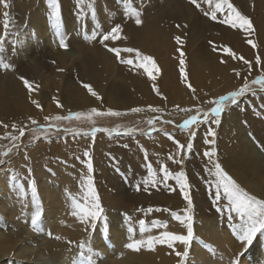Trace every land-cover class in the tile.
<instances>
[{
	"label": "rangeland",
	"instance_id": "obj_1",
	"mask_svg": "<svg viewBox=\"0 0 264 264\" xmlns=\"http://www.w3.org/2000/svg\"><path fill=\"white\" fill-rule=\"evenodd\" d=\"M37 1L38 4L36 1L33 2V0H2V3H0V38L4 40V51L0 53V59L4 61V64L8 65L7 68L0 66V86L3 83L7 85L10 78H14L19 75L18 73L21 72L20 68L27 70L32 66V62L29 65V63L26 62L27 60L24 59L26 54L28 56V52L26 50L27 48L25 49V41L29 40L31 37L34 38L33 35L36 33L34 29L29 30L27 28L29 19L27 17L31 11L41 8L42 11H44V21L49 24L47 16L45 15L47 13V3L45 0ZM73 1L76 2V0H71L72 4ZM178 1H182V3ZM156 2L159 3L160 1L156 0ZM169 3H171V1ZM186 3L190 4L189 0H172L171 8L173 10L175 9V11L178 10L179 16L177 17L178 20L180 19V22H187L189 27V24L192 21L197 26L198 31L203 35L202 37L201 34H196L193 37V42L191 44L187 43V45L184 42V45H182V50L186 53L185 59L188 83L196 89V92L193 94V92L187 87V84L181 83V80H179L180 76L177 68L179 60H176V67L172 66L175 65L173 63V61H175V57L178 58L177 56L179 55L178 53H176L177 55L174 54L177 47H171L168 52L163 45L152 43L150 48L146 50L147 52L143 51V53L147 55L149 53L150 56L154 58L156 57L155 61L161 69V73L157 75V80L154 84L159 88L162 96L159 98L155 92L153 94V91L151 90V94L154 95L153 100L155 102L153 101L154 103L152 102L151 104L148 103V106L144 105L148 108L143 106V111L138 113H133L130 110L124 109L121 104L120 107L115 108V105H119V102L117 100L114 101L109 94L103 96L101 99L103 100L101 101L102 103H99L102 104V110L99 107L97 108V105L93 103V101L97 100L96 98L93 97L94 100H92V96H82V92L85 88L83 89L82 87L80 71L83 67L88 68L87 64L85 65V61H89V59L93 58L94 55L93 53L84 54L79 50L78 52L76 50L78 49V46L75 45L77 43L66 42L72 31L68 32L67 29H62L61 20V32L64 34L65 42L68 45L67 48L64 49V52L68 56H72L73 60L76 61L78 59L79 62H71L72 59L66 62L67 64L63 71L64 74L61 78L62 82H59V80L54 78L53 66L43 68L42 78L40 79V82H38L39 87H34L32 92L35 96V100L42 106V109H38L35 105L34 107L26 108L21 113L16 109L13 110V107L17 105H14L12 102L7 104L6 107L8 108H5L0 118V122H2L0 123V137L19 135L18 130L12 129V124H15L17 129L25 126L27 127L25 128V135L20 138L18 142L11 141L10 139H0V152L12 149L9 156L0 157V159L8 161L7 163L0 164V178H2L3 182L6 184V189H9L12 184L10 181V176L12 175L17 176L19 182L25 185V187L29 182L34 180L38 191V198H40L41 195L40 189L42 188L41 186L43 182L56 185L62 182L63 179H68L74 184V188L67 191V193L77 196L80 193L82 184L81 177L88 176L85 161L86 159H90L93 166L91 176L94 181L95 189L99 195L101 205L104 202V198L107 200V198L110 197H126L128 200H131L132 197L133 199L137 197L140 198L141 194H143L141 192H145L144 195H146L145 198H147V202L144 204L145 206L142 205L144 207L141 208L134 207L131 216L128 217L129 220H131L130 227L134 229L133 233H129L130 243L132 239H142L146 238L148 235L155 236L150 231L145 232L143 236L140 234L138 224L140 219H144L146 221V225H148L149 229L153 228L151 225L154 220L166 223L167 227H156V235H159L163 231H171L177 234H186L187 232L184 225L174 220L170 216L169 212L153 211L148 213L146 211L149 207H152L153 209L157 207L161 209L167 208L171 211L177 212L183 218L184 209L187 208V202L183 199L175 180L170 179L167 181V184L158 183L155 187L149 184L147 188L144 183H142L144 179L147 178V166L149 164H151L158 176L160 175V165L164 164L168 167L169 171L173 173L181 170L184 171L189 184L188 191L193 205L189 214L193 216L194 239L189 246V255L185 259V264H232V261L236 259L239 260V264H243L245 262H248V264H264V235L258 233L257 237L254 238L253 243L249 245L247 249H244L243 244L236 239L235 234L232 232L227 212L217 213L212 206L214 189L209 187V183L213 182V178L206 172L205 166L208 165V160L203 156V152L210 147L209 145L204 144V139H212V137H206V132L209 127H211L216 133L214 147L217 155L215 159H217L222 165L223 158H227L228 166L224 167L222 165L224 170L250 194L256 195L260 199H264V142H262V138L257 134V132L251 128L253 125L251 121L258 127L261 126L264 128V91H261L258 86L253 85L252 87L255 89V95L251 93L246 94L243 97H240L235 105H226L223 113L219 117V125L202 124L194 126L192 130L196 131V136L193 140V148L190 152L181 153L182 163L176 164L168 160L169 153L174 155L177 151L176 145L171 139H169V135L174 137L175 140L180 141V143L185 146L188 143L189 132L187 130H182L177 127V125L181 124L188 116L195 114V109L197 107H199L201 111H207L213 106L212 104L204 103L205 101H210L213 98L225 95L230 91L238 89L244 83L245 77H247L250 81L260 74L259 69L255 66L254 59L252 64L255 70L249 74L247 66H244L240 70L239 77H237L234 73L224 72L221 69V66L213 65V62L211 63L212 57L217 54V51L212 52L213 49H211L209 43V40L211 41L212 39L204 38L205 34H203L205 33L203 29L208 27L209 20L203 15V10L207 9V5H203L202 9H197L194 5L191 6L190 4L188 6ZM5 4H7L8 7H5ZM39 4H41V6H39ZM175 5H180V9L179 7H175ZM181 9L183 10L182 12ZM187 9L189 14L185 13ZM167 10L169 9L160 8V13L165 12L161 17H166L164 15L167 14ZM5 12L8 13L7 19L11 21L7 33L5 32ZM20 21H26L27 25H20V27ZM72 22V29H74L76 25H78L79 20L76 19V22ZM96 24L99 25V21L91 24L90 27H92V32H89V37L86 36L87 32H85L81 38V43H85L86 47L87 44L90 47L91 44L93 45L94 43H98V39L94 42V39L92 38L93 33L97 34L95 29L98 26ZM101 24L102 30L104 28L105 31H108L106 24ZM81 26L86 27V24L82 23ZM223 26L229 28L226 25ZM212 27L213 26L209 25L210 29ZM50 30L52 31V27ZM17 36L18 42L13 44V40L16 39ZM250 38L253 42H256L257 35L254 34V36L245 37L243 41L247 46L244 45V48L250 53H252L254 49L255 52H257L256 48H253L251 45L246 43V40ZM38 41L39 39L36 41L37 43L35 41L31 43H33L35 48H38L35 50L37 51V54L41 55L43 54L42 52H44L45 48L42 44L39 45L40 41ZM50 43L51 49L59 47L54 40H50ZM198 45H200V47ZM208 47H210L211 53H206L207 50H209ZM120 48H123V46ZM172 48L175 50L173 51ZM199 48L200 52L201 50L206 51L200 53L197 51ZM21 52L24 53V55L19 58V56H21ZM192 52L195 53H193L195 57ZM165 55H169L171 58L166 57ZM85 56H88V60ZM111 56V62L109 61L108 64L113 66L111 70H109L108 67L109 71L107 70V73L105 72L106 87L108 88L113 84H124L125 82H123L121 76L117 73V69L120 70L122 67L124 70L125 66L128 69L130 67L128 65L120 64L116 59H114V54ZM76 63L80 64V67ZM195 64L202 65L196 66ZM168 72H170V74H168ZM163 73H166V75ZM165 78L167 82L164 80ZM172 81L176 82L175 85L177 87L180 84H183V94L187 101L183 99L177 101L176 97L171 98L172 95H170V93L172 94V83H174ZM111 82L112 84H110ZM163 85L167 88V90ZM161 86L163 88H161ZM79 89H81V91ZM2 90H4L3 86L0 87V92ZM167 91L170 92H168V96ZM108 96L109 98H107ZM53 97L56 98V101L59 102L62 107H57V103L53 101ZM164 97H166V99ZM83 99L88 100V102L92 100V102H90L91 105L86 104L84 107H81L78 104L77 108L72 109L77 106L75 104L79 103V100L82 102ZM112 100L114 103L110 104L113 102ZM28 101H30V99H28ZM156 104L158 105L156 106ZM149 105L159 108L160 111L152 112L149 109ZM177 106L181 109L188 108L193 111L183 112L180 111ZM92 108H96L101 112H106L111 109L113 111L120 112L121 115H91V117L88 118V114ZM35 112H39L40 117L37 115V117L33 116V113L35 114ZM78 112L84 113L85 116H82L78 120L72 119L56 121L51 119L52 117L58 115L67 116L69 113ZM244 116H247V120L244 119ZM29 117L35 119L41 128L48 127L49 125L52 127L49 128L47 134H41L39 131H37V133H33L32 129L36 128V125L31 124ZM45 117H49V119L46 121L44 119ZM149 120H154V124L149 125ZM168 121H173V123H168ZM3 124H7L8 128L3 127ZM94 129L95 131H93ZM128 129H133L134 131L127 133ZM35 136H38L39 138L35 139ZM16 143L19 144L18 148L13 147V144ZM167 144H169L170 147ZM167 146L169 147V150H167ZM243 149L246 151H243ZM85 151H88L89 153L88 158L84 157ZM26 156L27 159H25ZM224 162L226 163V161ZM132 165L139 167L141 171L136 168H132ZM28 169H31V176L28 174ZM7 174L9 175L7 176ZM137 176H140L142 180ZM133 177H135L134 180L139 179V189L143 188L142 190L140 189L141 191L137 190L136 186L139 183H137L138 181L133 182ZM142 184L143 187H141ZM172 189L175 190L173 191ZM149 198L159 200L160 203H156ZM28 199H31L30 191H27L21 201L25 202ZM37 203H41V201L38 199ZM222 203H224V201H222ZM102 208L104 210V204L102 205ZM141 209L144 211H140ZM105 211L106 210H104V212ZM142 215L143 218L141 217ZM98 221H102V238L104 241H108L109 230L107 223L104 219ZM98 221L96 222L95 228H97ZM215 227L217 228L215 229ZM4 228L6 231H12V224H6ZM95 228L89 227L86 232L85 225H82V231L79 234H52L51 236L48 235V239L50 240V244L55 252L64 250L67 252L71 249L79 251L78 244L81 240H90L93 250L96 251L93 243ZM46 233L47 231L43 233L45 237ZM56 236L61 237V239L57 240L55 238ZM225 237L228 238V242L225 241ZM35 239L41 241L38 235ZM68 241H73L75 243L70 245ZM10 243L14 245V247L19 245L15 239H11ZM194 244H197L200 247L197 257L194 256ZM64 245H67V248L62 250ZM37 246L38 245L35 243L34 247ZM146 248L147 247H144L139 250L130 249L133 252L135 251V256H131L129 253L131 264H179L181 257H177L175 253L177 251L181 253L184 251V246L179 242L176 243L174 250L169 249L166 245L160 244V251L163 252L162 255L160 254V260H143L139 254L146 250ZM77 254L78 252L75 254V257ZM247 257L249 258L247 259ZM3 261L7 264H15L10 257H5Z\"/></svg>",
	"mask_w": 264,
	"mask_h": 264
},
{
	"label": "bare ground",
	"instance_id": "obj_2",
	"mask_svg": "<svg viewBox=\"0 0 264 264\" xmlns=\"http://www.w3.org/2000/svg\"><path fill=\"white\" fill-rule=\"evenodd\" d=\"M35 1L38 4L37 0H33V2ZM159 1L160 2L157 3L156 0H116V1L115 0H91V4L94 7L92 9H89L86 6L84 9L80 11L78 15L75 1H73V4H72L71 0H59L60 8H62L61 10L62 29L65 28L67 29L68 32L72 31L69 38H67L66 42L67 43L75 42L77 43L75 45L78 46V49H76L77 51L79 50L83 52L84 54L93 53L94 55V57L90 58L89 61L87 62L85 61V65L87 64L88 68L83 67L82 70L80 69L81 70L80 78L82 79V82L91 85L93 90L98 93L101 99L103 96H106L109 94L114 99V101L117 100L119 103L117 101L116 102L119 105H115V108L120 107V104H121L124 109L131 110L132 108H142L144 105L148 106L147 105L148 103L151 104L154 101L153 100L154 92L153 94H151L152 93L151 90H152V86L154 82H156L157 79L155 81H151L148 78L147 74L143 71V69L133 68L131 66L128 69L125 66V68L128 70H126L125 68L123 70L122 67L120 66L121 69L120 70L117 69V73L121 76L123 82L125 83L124 84L117 83L118 85L113 84L109 88L106 87L105 72L107 73L108 67H109V70H111L113 66L111 64H108L109 61L111 62L110 59L112 57L111 56L112 53H109L106 50L105 46L99 43V40H98V43H94L96 40L94 39V42H93L94 44L93 45L91 44L90 47L87 44V47H86L85 43H81V38L83 37L85 32H87L86 36L89 37L90 36L89 32L92 29V27H90L91 24L93 22L97 23V21H99L100 24L99 25L96 24L98 27L95 29L97 34L101 32H107L104 30V28L102 30L101 23L106 24V28L108 29V31L110 30L111 27H113L116 24H120L122 26V37L123 38L118 39L116 41H110V40H109L110 42L107 41L108 43L106 44L108 47H119V48L121 46H123V48L132 47L135 49H139L141 52L143 51L147 52L146 50L150 48L151 44L155 43V44L163 45L165 49H167L169 52L171 47H175V46L178 47V45L175 43L173 39V37L177 35L181 36L186 44L187 43L191 44L193 42V37L196 34H201L198 31L197 26L190 20L191 21V23L189 24L190 26L187 28H184L183 25L185 24L187 25V22H180L179 21L180 19L178 20V17H177L179 16L178 10L175 11V9L173 10L171 8L172 0H159ZM170 1L171 3H169ZM45 2L47 3V0H45ZM178 2L182 3V1H178ZM231 2L243 14L251 18L254 24V28H255L254 34L257 35L256 42H253L254 44L257 45L256 47L257 52H255V49H254L252 53H250L246 51V49L244 48L245 44L243 40L245 39V37H248L245 33L239 30H234V29L231 30L230 28L224 27L222 24L216 21L214 22V21L207 19L208 27L206 29H203L205 33H203L202 31L201 32L205 34L204 38L212 39L211 41L217 48V54L215 55L214 53H212L215 56L212 57L211 63L213 62L212 64L215 66H221L222 67L221 69L226 73L235 74V72L240 73V70L246 65L243 63L242 60H232L226 53H224L223 51L224 46L229 47L232 51H234L237 54V56H243L245 59L249 60L252 63L255 61V57L257 55H259L262 59H264V0H231ZM0 3H2V0H0ZM189 5L190 4H188V6ZM39 6H41V4H39ZM132 7H135L138 10H142L143 23L140 26H137L135 24L134 19H130L125 16V9L132 8ZM175 7H179L180 9V5H175ZM160 8L169 9L167 10L168 12H166L167 14L164 15L166 17H161L163 16V13L165 12L160 13ZM182 11L183 10L181 9V12ZM185 13H188V9L186 10ZM27 18H29L27 28L29 30L34 29L36 33L35 35H33L34 38L31 37L29 40L25 41L26 43L25 49L27 48L26 50L28 52V56L26 54L24 56V59L27 60L26 62H28L29 65L32 62V66L29 67L27 70L20 68L21 72L18 73L19 75H17L14 78H10L7 85L3 83L0 86V87L3 86V89H4L0 92V118L5 108L6 109L8 108L6 106L10 102H12L14 105H17L15 106L16 108L13 107V110L16 109L18 112H21V113L26 108L35 106L34 104L31 103V100H35L34 94L32 93L31 97H29V93L27 89L23 86L22 81L19 80L18 77L20 76L25 77L30 82H32L33 85L35 86V85H38V82H40V79L42 78V74L44 70L43 68L53 66L54 78L56 80H59V82H62L61 78L64 74L63 71L66 67V64H67L66 62L70 61V59L73 58L72 56H68L64 52V49L66 48H61L59 46V39L55 35V30L52 28V31H51L50 25L44 21V11H42L41 8L31 11ZM76 19L79 20L78 25H76V27L72 29V25H73L72 21L76 22ZM25 22L26 21H20L19 26L27 25V22L26 23ZM82 23H85L86 27L81 26ZM177 24L181 25V27L177 28L176 27ZM209 25L213 27L210 29ZM254 34L251 36H254ZM38 39L40 41L39 45L42 44L45 50H47V51L44 50V52H42L43 54L40 53L41 55L37 54V51L35 50H37L38 48L37 47L35 48L33 46V43H31L33 41L36 42ZM50 40H54L58 44L57 46L59 47L57 48L55 47L56 49H51ZM213 44H210L211 49H213ZM198 46L200 47V45ZM210 47H208L209 50H207L206 53H211ZM151 51H148V52H151ZM197 51L200 52V48ZM205 51L206 50L204 51L201 50L202 53ZM176 53L177 52H174L175 55H177ZM193 53L194 52H192V54ZM20 55L21 56H19V58L22 57L24 53L21 52ZM166 57H169V55H167ZM177 57H179V55ZM86 58L88 60V56ZM222 59L226 60L227 62L221 63ZM176 60L178 61V58L175 57V61H173L174 64L177 63ZM73 61L75 63L76 61H78V59L76 61L72 59L71 62ZM78 65L80 67V64ZM195 65L200 66L202 64H195ZM172 66L176 67V64ZM173 72H174V69H173ZM168 74H170V72H168ZM164 75H166V73ZM122 80L120 79L121 82ZM164 80H166V78ZM172 82H174L172 83V94L169 91H167V96L169 92L170 95H172L171 98L176 97L177 101L180 99L187 101V99L185 98L183 94L184 93V88L182 87L183 84L182 85L180 84L177 87L175 85L176 82L175 81H172ZM110 84H112V82ZM160 84H161V80H160ZM161 88L163 87L161 86ZM164 88L167 90L165 86ZM79 90L81 91V89ZM83 95L86 97L92 96L87 91V89H85L82 92V96ZM158 97L160 98V96ZM94 98L92 96V100H94ZM107 98H109V96ZM107 98H106V101H107ZM28 99H30V101H28ZM101 99L95 100L93 101V103L97 105V108L99 107L102 110L101 108L102 104H99L101 101H103ZM92 100H90V102H92ZM114 101L110 104H113ZM90 102H88V100H85V99H83L82 102L81 100H79V103L75 104L77 106H75L72 109L77 108L78 104L81 107H84L86 104L91 105ZM158 104H156V106ZM36 115L40 117L39 112H35V114L33 113V116L37 117ZM244 119L247 120V116H244ZM251 123H253L251 128L257 132V134L262 138V142H264V128L261 126L258 127L252 121ZM169 147L167 150H169ZM243 151H246V150L243 149ZM224 161H226V163ZM222 165L224 167L228 166L227 158L225 157L223 158ZM132 168H136L139 171H141L139 167H136L134 165H132ZM8 175L9 174H7V176ZM137 177L140 178V176H137ZM134 178L135 177H133V182L138 181L137 183L139 184L137 185H140L139 179L137 178L138 180H134ZM41 187H42L40 189L41 195L39 198L41 203H37V202L33 203L31 199H28L27 201L24 202V201L17 199V195H16L17 189L13 188L12 186H10L9 189H6V184L3 182V179L0 178V264H7L6 262L3 261L5 257H10L11 260L15 262V264L16 263L17 264H72V258L75 257V254L78 251L76 249H71L70 251L66 252V250L64 249L67 248V245H64L62 247V250L64 251H60V252L53 251V247L50 244L48 235L49 233L51 234L61 233V234H70V235L81 233L83 224L78 222V220L70 214L72 211V207H71V202L67 196V191L72 190L74 188V184L70 182L68 179H63L62 182L56 185L54 184L51 185L47 182H43ZM141 187H143V184ZM140 189L139 191H141L143 188L141 190ZM141 193L143 194H141L140 198L134 197L135 199H133L132 197L133 195H132L131 200H128V198L126 197L125 198L124 197L122 198L110 197L112 199L107 198V200L106 198H104L103 204L106 208V209L104 208V210H106L104 212V216L106 217V223H107L108 230H109V240L104 241V239L102 238V233H103V228H102V223H101L102 221L101 222L98 221V225H97V228H95L94 230L95 234L93 237V243H94L95 249L100 254L98 257H96L98 264H131V258H129V253L131 256H135V251L133 252L132 250L126 247V244L129 243L130 241V234L127 231V229L131 225V220L128 219L126 221L125 214L127 215V217H129L131 216V213L133 212L132 210L134 207L141 208L145 206L144 204L145 202H147V198H145L146 195H144L145 193L144 191ZM151 200L156 203L159 202V200H156V199L155 200L151 199ZM36 211L40 212V219L37 222L38 225L36 226V230H33L31 219ZM141 217L143 218V215ZM8 223L12 224V231H9V230L6 231V229L4 228V226ZM216 228L217 227H215V229ZM45 231H47L46 237L43 234ZM149 231L154 235L157 234L156 227L151 228ZM37 235L38 237H40L41 241H38L37 239H35ZM11 239H15L16 242L19 243V245L14 247V245L10 243ZM225 241L228 242L227 237H225ZM35 243L38 245L37 247H34ZM199 250H200V247L197 244H194V256L195 257L198 256ZM160 254L161 255L163 254V252L160 251V244H156L154 246V250H149L146 248V250L141 252L139 255L141 256L143 260H150V259L160 260ZM248 258L249 257H247V259ZM243 264H248V262H245Z\"/></svg>",
	"mask_w": 264,
	"mask_h": 264
},
{
	"label": "snow or ice",
	"instance_id": "obj_3",
	"mask_svg": "<svg viewBox=\"0 0 264 264\" xmlns=\"http://www.w3.org/2000/svg\"><path fill=\"white\" fill-rule=\"evenodd\" d=\"M189 3L194 5L197 9H202L203 5H207V9L203 10V15L207 17L211 21H216L222 25L228 26L230 29L239 30L245 33L247 36H251L255 32L254 24L251 18L245 14H243L231 0H189ZM8 7L7 4L4 5ZM92 9L94 6L91 4V0H76V7L78 11V15L82 9L85 7ZM47 20L49 21L50 27L55 30V35L59 39V46L61 48H67V43L64 39V34L61 32V8L59 4V0H47ZM5 16V32H8V27L11 23L7 19L8 13H4ZM125 16L130 19H134V22L137 26H140L143 23L142 20V10H138L135 7L126 8L125 9ZM177 28H180L181 25L177 24ZM184 28H187L188 25H183ZM93 39H98L99 43L105 46L106 50L109 53L115 55V59L123 65H128L133 68L143 69V71L147 74L148 78L151 81H155L157 79V75L161 73V69L159 68L158 64L155 61V58L144 54L139 49H135L132 47H108L106 42L116 41L122 37V26L120 24H116L110 28L107 32H101L99 35L93 33ZM175 43L178 45L176 48V52L179 54L178 60V71L181 83H186L187 87L193 92H196V89L188 83V76L186 74V53L182 50V45L184 40L181 36L177 35L173 37ZM18 42V36L16 39L13 40V44ZM210 44H213L212 41H209ZM246 43L251 45L253 48H256L257 45L253 43L251 39H247ZM4 51V40L0 38V53ZM213 51H217V48L213 44ZM224 53H226L232 60H242L243 63L247 66L249 74L254 71V66L252 62L245 59L243 56H237V54L232 51L229 47H223ZM226 60H221V63H226ZM0 66L5 68L8 65L4 64V61L0 59ZM255 66L259 69L260 74L257 75L254 79L248 80L247 77L244 78V83L236 90L230 91L225 95L213 98L210 101H205L204 103L212 104L213 106L209 108L207 111H201L199 107L195 109V114L188 116L186 119L182 121L181 124L177 125V127L181 128L182 130H187L189 132V139L188 143L185 146L184 144L180 143V141L175 140L174 137L169 135V139L173 141L176 145V153L173 155L169 153L168 160L172 161L176 164L182 163L181 153L182 152H190L193 148V140L196 136V131L192 130L196 125L202 124H216L219 125L220 119L219 117L224 111V108L228 104L235 105L240 97H243L246 94H253L255 95V89L252 87L253 85L258 86L261 91H264V59H262L259 55L256 56ZM235 71V70H234ZM237 77L240 76L239 72H235ZM19 80L22 81L23 86L27 89L29 93V97L35 88H38V85H33L28 79L23 76L18 77ZM82 83V87L87 89V91L95 97L97 100H100L101 97L95 92L91 85L87 83ZM152 91L155 92L156 95L162 96L159 88L153 84ZM166 99V97H164ZM53 101L57 103V107H62L59 102L56 101V98L53 97ZM31 103L36 105L38 109H42V106L36 101L31 100ZM177 108L183 112H191L192 109L188 108ZM149 109L152 112H159V108H155L149 106ZM133 113H138L143 111L142 108H132L130 110ZM91 115L95 116H120L121 113L117 111H113L109 109L106 112L98 111L96 108L90 109L88 114V118ZM82 116H85L84 113H69L67 116H55L51 119L56 121L61 120H72V119H80ZM46 121L49 117L44 118ZM29 120L32 125H36V128H33V133H37L39 131L41 134H47L49 128L52 126L49 125L48 127L41 128L38 125V122L35 119L29 117ZM2 123V122H0ZM168 123H173V121H168ZM149 125L154 124V120L148 121ZM3 127L8 128L7 124H3ZM13 130H18L19 135H11L0 137V139H10L11 141L18 142L20 138L25 135V127H21L17 129L15 124L11 125ZM154 130V129H151ZM95 131V129L93 130ZM134 131L133 129H128L127 133H131ZM215 131L209 127L208 131L206 132V137H212V139H204V144L209 145V149L203 152V156L208 160V165H206V172L209 176L213 178V182L209 183V187L214 189V196L212 199V206L216 210L217 213L227 212L228 220L231 223L232 232L235 234L236 239L241 242L244 246V249H247L249 245L253 243L254 238L257 237V234L264 235V199L258 198L256 195L250 194L246 191L240 184L230 175L228 174L222 165L219 163L217 159H215L217 152L214 147L215 145ZM38 139V136L34 137ZM14 148H18L19 144H13ZM12 149H9L5 152H0V157H7L11 153ZM84 157L88 158L89 153L88 151L84 152ZM27 159V156L25 157ZM79 159V158H78ZM8 161L4 159H0V164L7 163ZM88 176L81 177L82 184L80 188V193L78 196H73L71 193H67L68 199L71 202V215L75 217L78 222L85 225V231H88L89 227L95 228L96 222L98 220L104 219L106 222V217L103 215V208L100 203L99 195L95 189L94 181L92 179V172L93 166L90 159H86L85 161ZM160 175L158 176L157 173L152 168L151 164L147 166V178L144 179L143 183L145 187L150 184L155 187L158 183L167 184V181L175 180L176 184L178 185L180 192L182 194L183 199L187 202V208L184 209L183 218L180 214L175 211H171L170 209H161L149 207L146 211L151 213L153 211L160 212H169L170 216L180 222L186 228V234H177L171 231H163L159 235H148L146 238L142 239H132L130 243L126 244V247L132 250H139L141 248L147 247L149 250H154V246L156 244L166 245L169 249H175V245L177 242L184 246V251L181 253L177 251L175 254L177 257H181L179 264H185V259L189 255V246L194 239V229H193V216L189 213L193 207L192 200L190 197V193L188 191L189 184L187 182L186 173L184 171H177L171 172L169 171L168 167L164 164L160 165L159 169ZM28 174L31 176V169H28ZM10 181L12 182L11 186L17 189V199L22 200L23 196L30 191L31 194V201L36 203L38 201V191L35 186L34 180L29 182L26 187L25 185L19 182L17 176H10ZM137 190H139V185L136 186ZM173 191L175 189H172ZM224 201V203H222ZM140 211H144L141 209ZM40 219V212L36 211L31 219V224L33 230H36L37 222ZM129 218L125 214V220L127 221ZM238 221V222H234ZM139 224V232L143 236V234L149 231L148 225H146V221L144 219H140L138 221ZM152 227H160L164 226L167 227L166 223L161 221H152ZM127 231L131 234L133 233L134 229L129 227ZM52 234L49 233V236ZM91 235V234H90ZM57 240L61 239V237L56 236ZM68 243L74 244L73 241H68ZM78 254L76 257L72 258V264H97L96 257L100 254L93 250L91 241L81 240L78 244ZM214 251V249H213ZM232 264H239V260H233Z\"/></svg>",
	"mask_w": 264,
	"mask_h": 264
}]
</instances>
